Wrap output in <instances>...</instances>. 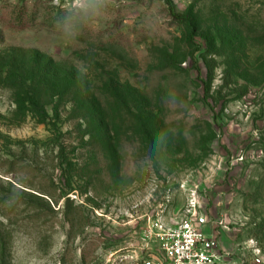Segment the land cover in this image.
<instances>
[{"label": "rangeland", "instance_id": "1", "mask_svg": "<svg viewBox=\"0 0 264 264\" xmlns=\"http://www.w3.org/2000/svg\"><path fill=\"white\" fill-rule=\"evenodd\" d=\"M173 2L0 0L3 264H141L192 198L264 245V0Z\"/></svg>", "mask_w": 264, "mask_h": 264}, {"label": "built area", "instance_id": "2", "mask_svg": "<svg viewBox=\"0 0 264 264\" xmlns=\"http://www.w3.org/2000/svg\"><path fill=\"white\" fill-rule=\"evenodd\" d=\"M199 209V200L192 198L172 223L164 217L150 221L145 234L152 244L141 264H264V245L256 238L240 244L236 252L221 249L206 234Z\"/></svg>", "mask_w": 264, "mask_h": 264}, {"label": "trees", "instance_id": "3", "mask_svg": "<svg viewBox=\"0 0 264 264\" xmlns=\"http://www.w3.org/2000/svg\"><path fill=\"white\" fill-rule=\"evenodd\" d=\"M166 4H167V6L169 7V9H170V13H171V15H172V17L175 19V20H180V21H188L189 20V18L188 17H186V16H183V15H181V14H178L177 12H176V7H175V4H174V2H173V0H163ZM25 14V13H24ZM23 16V15H22ZM190 23H192V20L190 21ZM206 87H205V97L208 99L209 97H210V95H211V88H210V84L208 83V84H206L205 85ZM228 84H226L225 85V87L226 88H228ZM112 97H113V99L115 100V101H117L118 103H123L122 102V100H121V98H120V96L118 95V93L116 92V91H112ZM4 263V261H2V262H0V264H3Z\"/></svg>", "mask_w": 264, "mask_h": 264}, {"label": "clouds", "instance_id": "4", "mask_svg": "<svg viewBox=\"0 0 264 264\" xmlns=\"http://www.w3.org/2000/svg\"><path fill=\"white\" fill-rule=\"evenodd\" d=\"M75 3H76L77 5H79V4L82 3V0H75Z\"/></svg>", "mask_w": 264, "mask_h": 264}]
</instances>
